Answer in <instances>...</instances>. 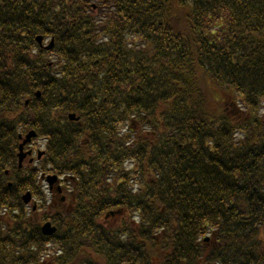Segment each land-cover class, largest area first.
Instances as JSON below:
<instances>
[{"label": "trees", "instance_id": "trees-1", "mask_svg": "<svg viewBox=\"0 0 264 264\" xmlns=\"http://www.w3.org/2000/svg\"><path fill=\"white\" fill-rule=\"evenodd\" d=\"M0 102L67 178L45 237L0 176V264H264V0H0Z\"/></svg>", "mask_w": 264, "mask_h": 264}, {"label": "flooded vegetation", "instance_id": "flooded-vegetation-1", "mask_svg": "<svg viewBox=\"0 0 264 264\" xmlns=\"http://www.w3.org/2000/svg\"><path fill=\"white\" fill-rule=\"evenodd\" d=\"M25 151L31 152L32 155L25 159L23 168L25 167L32 168V171H35L37 174L39 171L38 166L40 161H43L46 158L45 141H40V143L33 142L30 146L26 147ZM41 151H43V153ZM40 153H42V157H40ZM43 165L46 171L40 172L39 176L47 175V171L49 170L46 160L43 162ZM11 170H12L11 168L6 169L4 173L1 174L0 176H11L12 174Z\"/></svg>", "mask_w": 264, "mask_h": 264}, {"label": "water", "instance_id": "water-1", "mask_svg": "<svg viewBox=\"0 0 264 264\" xmlns=\"http://www.w3.org/2000/svg\"><path fill=\"white\" fill-rule=\"evenodd\" d=\"M71 119L74 120L75 117H74V116H71ZM49 181H50V183L52 184V183L55 181V179H53V180H49ZM24 199H25L26 203H28L29 200H30L29 195L26 196ZM43 231H44L45 234H47V235H51V234H53V233L56 231V229H55V228H51V225H50V224H47V225L43 228Z\"/></svg>", "mask_w": 264, "mask_h": 264}, {"label": "bare ground", "instance_id": "bare-ground-1", "mask_svg": "<svg viewBox=\"0 0 264 264\" xmlns=\"http://www.w3.org/2000/svg\"><path fill=\"white\" fill-rule=\"evenodd\" d=\"M0 106H2V102H0ZM4 109V108H3ZM1 110H2V108L0 107V113H1ZM5 114V113H4ZM4 129V126H3V124L1 123V121H0V136H3L4 137V135H6V134H8L5 130H3ZM204 241L205 240H207V236H204V239H203ZM206 242V241H205Z\"/></svg>", "mask_w": 264, "mask_h": 264}, {"label": "rangeland", "instance_id": "rangeland-1", "mask_svg": "<svg viewBox=\"0 0 264 264\" xmlns=\"http://www.w3.org/2000/svg\"><path fill=\"white\" fill-rule=\"evenodd\" d=\"M211 93H213L214 94V96L216 97L218 94H220L217 90H215V89H211Z\"/></svg>", "mask_w": 264, "mask_h": 264}]
</instances>
